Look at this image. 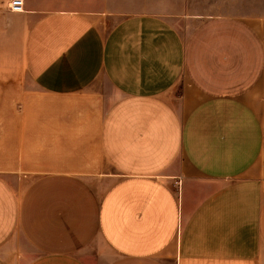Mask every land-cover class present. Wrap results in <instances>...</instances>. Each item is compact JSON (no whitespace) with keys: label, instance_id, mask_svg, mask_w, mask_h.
Returning a JSON list of instances; mask_svg holds the SVG:
<instances>
[{"label":"crops","instance_id":"1","mask_svg":"<svg viewBox=\"0 0 264 264\" xmlns=\"http://www.w3.org/2000/svg\"><path fill=\"white\" fill-rule=\"evenodd\" d=\"M10 1L0 264H264V0Z\"/></svg>","mask_w":264,"mask_h":264},{"label":"rangeland","instance_id":"2","mask_svg":"<svg viewBox=\"0 0 264 264\" xmlns=\"http://www.w3.org/2000/svg\"><path fill=\"white\" fill-rule=\"evenodd\" d=\"M195 1H201V2H207L204 0H195ZM209 3H218V4H222L223 2H229L231 3V5H220V7H218V9H220L221 11H225L228 12L230 14H233L234 12L237 13V15H241V16H247L248 14V6H247V0H241L239 5H234L233 3L235 1L236 4V0H208ZM216 6V5H215ZM200 7H196L195 10H198ZM7 7L5 6V0H0V12H2L3 10H6ZM10 8H8L9 10ZM201 9L203 11L209 10L210 13H215V11H217V7H213V6H209V7H201ZM1 35V34H0ZM7 42V38H2L0 37V64L1 63H7L9 61V55H8V47L3 46L4 43ZM3 44V45H2ZM0 73H2V71H0ZM178 90L174 91L172 94V98L175 99L178 97Z\"/></svg>","mask_w":264,"mask_h":264},{"label":"built area","instance_id":"3","mask_svg":"<svg viewBox=\"0 0 264 264\" xmlns=\"http://www.w3.org/2000/svg\"><path fill=\"white\" fill-rule=\"evenodd\" d=\"M24 3L23 0H11L9 8L11 12L21 13L23 11Z\"/></svg>","mask_w":264,"mask_h":264}]
</instances>
